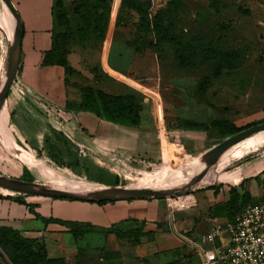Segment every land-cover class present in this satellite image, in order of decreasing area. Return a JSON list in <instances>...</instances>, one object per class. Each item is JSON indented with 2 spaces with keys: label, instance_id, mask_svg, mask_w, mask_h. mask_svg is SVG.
I'll return each instance as SVG.
<instances>
[{
  "label": "rangeland",
  "instance_id": "1",
  "mask_svg": "<svg viewBox=\"0 0 264 264\" xmlns=\"http://www.w3.org/2000/svg\"><path fill=\"white\" fill-rule=\"evenodd\" d=\"M59 1L56 13L64 12L67 23L56 27V56L77 67L81 84L103 87L120 82L144 102L142 128L138 127L142 142L138 147L148 152L121 157L112 145L82 147L60 130L42 131L43 137L39 136L41 131H28L32 140L25 143L22 131L6 125L2 114L0 175L65 190L82 191L85 187V193L111 186L167 189L192 181L203 166V154L231 137L222 135L212 121L228 119L244 129L264 122V0H180L178 4H171V0H135L147 7L149 26L123 0ZM101 12L106 19H102L104 29L99 32L94 25ZM6 14L0 0V85L12 41L1 24ZM158 25L171 27L198 47L212 44L240 51L241 63L218 78L213 77L210 64L183 68L175 59L174 46L157 42ZM208 78L210 83L203 88ZM73 91L76 86L69 85L70 94ZM188 122L205 124L208 129H190ZM248 150L244 156L236 155ZM228 152L218 170L224 161L227 164L223 170L238 166L225 173V181L235 182L247 161H259L263 166L264 131ZM248 157L252 158L246 160ZM46 169L59 176H52ZM260 172L256 178L264 184V171ZM206 189L190 194L196 197ZM170 201L180 210L195 205V199L183 207ZM92 245L78 258L81 264H119L114 256L103 257L104 252ZM76 260L72 257L69 262L75 264ZM0 264H13L1 247Z\"/></svg>",
  "mask_w": 264,
  "mask_h": 264
},
{
  "label": "crops",
  "instance_id": "2",
  "mask_svg": "<svg viewBox=\"0 0 264 264\" xmlns=\"http://www.w3.org/2000/svg\"><path fill=\"white\" fill-rule=\"evenodd\" d=\"M55 1L12 0L22 19L24 33L18 74L0 114H4L6 125L22 131L21 140L25 143L32 140L28 131H41L39 136L43 137L42 131L60 130L83 147L112 145L121 157L148 152L138 147L142 142L139 128L110 122L77 108L81 102L80 88L84 86L78 71L67 73L61 65L43 64L44 53L51 49L55 33ZM69 64L77 68L72 62ZM73 84L76 91L70 94L69 85ZM91 86L113 94L129 92L120 82ZM260 146L263 145L257 147ZM249 150L236 155L244 156ZM226 164L224 161L218 171L215 187L194 195V207L186 210H173L167 198L158 197L98 203L33 194L18 196L17 192L0 190V226L19 230L44 245L50 257H64L67 264H71L72 257L77 259L79 250L84 254L90 244H93L91 248L104 252L103 257L114 256L119 264L194 263L197 256L184 237H198L215 223H231L226 216H214L213 211L217 205L230 200L232 189L239 195L248 192L252 198H264V184L256 178L264 171V163L262 166L252 160L242 164V176L235 182L225 181V173L238 166L223 170ZM49 173L59 176L54 170ZM69 223H78L93 231L75 237ZM111 227L142 230L141 243L133 245L127 237L118 238L113 231L107 232Z\"/></svg>",
  "mask_w": 264,
  "mask_h": 264
},
{
  "label": "trees",
  "instance_id": "3",
  "mask_svg": "<svg viewBox=\"0 0 264 264\" xmlns=\"http://www.w3.org/2000/svg\"><path fill=\"white\" fill-rule=\"evenodd\" d=\"M179 2L180 0H171V4H178ZM123 3L126 6L135 9L141 16V22L146 26H149L147 7L143 2L123 0ZM58 6H60V1L56 0L54 5L55 30L57 26H63L67 23V17L64 12L60 11L59 13H56L55 9ZM101 7L102 9L106 8L105 5H101ZM105 16L106 15L101 12L98 13V16L95 18L94 27L101 30L99 32H102L104 29V26H101V23L102 19H106ZM83 22H86V20ZM156 39L158 43L169 42L174 46L175 59L181 67L193 68L198 64H210L213 66V77L215 78L220 77L225 70L235 69L242 60V54L240 51L223 50L212 44L205 47H198L193 41L186 40L183 35L177 34L169 26L158 25ZM57 40L58 33H54L52 47L44 53L43 64H58L65 67L67 73L76 72L75 68H73L67 60L56 56ZM210 80L211 79L208 78L202 83L203 88L209 85ZM80 90L81 102L77 105L78 109L92 112L101 119L117 124L136 128L141 126L143 112L146 109V106L134 93L126 92L113 94L91 85L81 86ZM67 106H72V104L67 103ZM211 124L216 127L222 135L226 136L235 135L245 128L236 125L228 119L222 118L215 119ZM187 127L198 130L208 129L207 125L198 122H188ZM251 158L252 157H248L246 160H250ZM213 187H215V185ZM231 193V198L227 203L216 206L213 211L214 216H226L229 221L233 222L236 215L246 204L251 202H263L255 201L248 192L239 195L235 189H232ZM17 195L22 196L27 194L19 193ZM104 202L106 201H99L98 203ZM69 226L75 237L93 231L91 228H87L86 226L84 228L78 223H69ZM108 231H113L118 238H129L133 245L141 243L140 237L143 234V231L140 229L124 231L111 227L107 229V232ZM0 247L4 250L5 254L13 264H67L64 257H50L44 245L24 236L19 230L12 227L0 226ZM82 255L83 251L79 250L76 264H81L78 258ZM145 262L147 261L145 260ZM197 263V260L194 259L193 264Z\"/></svg>",
  "mask_w": 264,
  "mask_h": 264
},
{
  "label": "water",
  "instance_id": "4",
  "mask_svg": "<svg viewBox=\"0 0 264 264\" xmlns=\"http://www.w3.org/2000/svg\"><path fill=\"white\" fill-rule=\"evenodd\" d=\"M4 5L9 9L15 20V29L13 39L8 48L7 57V70L6 75L0 85V112L5 104L8 97L9 91L17 77L21 52H22V40L24 27L22 19L19 15L17 8L15 7L12 0H1ZM264 130V122L253 125L246 129H243L231 136L230 138L222 141L215 147L203 154L204 159L208 163H215L212 166L214 171L216 165L219 162L220 156L229 148L237 144L238 142ZM205 169L200 171L193 180L185 187L176 191H160L157 188L152 187H138V186H111L103 189L95 190L90 193H78L71 190H65L57 187L48 186L45 184L21 181L18 179L6 177L0 175V187L22 194H33L57 198H69L75 200L85 201H117V200H130V199H148V198H168L174 197L181 194L194 193L198 190H202L208 187H212L216 184V181L209 185H196L199 179L202 177Z\"/></svg>",
  "mask_w": 264,
  "mask_h": 264
},
{
  "label": "built area",
  "instance_id": "5",
  "mask_svg": "<svg viewBox=\"0 0 264 264\" xmlns=\"http://www.w3.org/2000/svg\"><path fill=\"white\" fill-rule=\"evenodd\" d=\"M183 196L194 195L168 197V206L178 209L170 200L182 207L194 201L182 200ZM184 240L197 256V264H264V201L246 204L231 223H215L198 237Z\"/></svg>",
  "mask_w": 264,
  "mask_h": 264
},
{
  "label": "bare ground",
  "instance_id": "6",
  "mask_svg": "<svg viewBox=\"0 0 264 264\" xmlns=\"http://www.w3.org/2000/svg\"><path fill=\"white\" fill-rule=\"evenodd\" d=\"M6 9H7V14L5 15L4 18H2V23H1V24H2V27L5 28V32H7L8 37H11V38L13 39V34H14V29H15V20H14V17L12 16L11 12L9 11V9H8L7 7H6ZM1 112H2V111H1ZM1 112H0V114H1ZM263 131H264V130H262V131H260V132H263ZM260 132H258V133H260ZM258 133L252 135L251 137L257 135ZM251 137H248V138H246V139H244V140H247V139H249V138H251ZM244 140H242V141H244ZM242 141H240V142H242ZM240 142H238L237 144H239ZM237 144H235L234 146H236ZM234 146H232V147H234ZM232 147H231V148H232ZM231 148L227 149V150H226V151L220 156V158H219V162L222 160V158L226 155V153H227ZM219 162H218V164H219ZM218 164L216 165V168H215L216 172H215V170L213 171V170L211 169L212 166L215 165V163H208V162L204 159V161H203V166H202L201 169L196 173V175H197L200 171H202L203 169H205V172L203 173L202 177L199 179V181L197 182L196 185H209V184L213 183V182L216 180V178L218 177V174H217V172L219 171V170H218ZM209 167H211V168H209ZM208 168H209V169H208ZM215 173H216V174H215ZM196 175H195V176H196ZM195 176H194V177H195ZM194 177H193V178H194ZM190 182H191V179L188 180V182H186V183L178 184V185H175V186H170V187H168L167 189H166V188H158V187H152V188H157V189L160 190V191H161V190H162V191H167V190L176 191V190H179V189L185 187V186H186L187 184H189ZM71 191L78 192V193H85L87 190H84V191L71 190ZM181 199H182V200H186V199H190V200H192L193 198H192V197H185V196H183V197H181Z\"/></svg>",
  "mask_w": 264,
  "mask_h": 264
}]
</instances>
